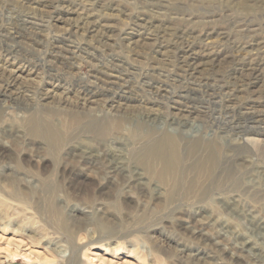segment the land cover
I'll list each match as a JSON object with an SVG mask.
<instances>
[{
    "label": "rangeland",
    "instance_id": "rangeland-1",
    "mask_svg": "<svg viewBox=\"0 0 264 264\" xmlns=\"http://www.w3.org/2000/svg\"><path fill=\"white\" fill-rule=\"evenodd\" d=\"M189 45L199 70L183 80ZM5 59L35 75L22 88L0 83V264H264V144L239 155V185L194 203L180 200L183 186L170 203L167 187L143 185V142H132L152 97L160 116L193 106L206 115L210 98L264 114V77L249 71L264 61V0H0V69H12ZM114 66L123 87L106 82ZM148 74L165 83L153 95L138 83ZM202 82L216 94L196 92ZM182 84L190 98L172 95ZM89 90L91 112L79 107ZM36 124L59 136H35ZM253 127L264 140V124ZM217 131L239 147L241 134Z\"/></svg>",
    "mask_w": 264,
    "mask_h": 264
},
{
    "label": "bare ground",
    "instance_id": "bare-ground-1",
    "mask_svg": "<svg viewBox=\"0 0 264 264\" xmlns=\"http://www.w3.org/2000/svg\"><path fill=\"white\" fill-rule=\"evenodd\" d=\"M27 24L29 25L30 23ZM192 50L194 49H192V46L189 45L185 51L182 52V55L179 56L182 72L184 73L181 76L183 80L187 79L188 77L194 79V76L199 70V64L193 60V54L190 53ZM5 64H10L11 67H13L10 70H7L6 68L0 69V83L3 82L6 84L4 88L7 91L13 87L20 88L23 85L25 74L28 78L33 74L35 75V71H28L29 69L27 70V68L24 66L17 67L15 63H10L8 59L5 61ZM263 66L264 61H261L258 63L255 69L249 70L252 73V77H254V79L262 80L264 77ZM120 67L123 66L121 65ZM120 67L114 66L112 67L111 74H104L107 78V84L109 83L111 86L116 85L123 87V85L121 86L119 82L112 81L113 79L120 78V76H118L120 75ZM149 76V74L144 75L142 79L138 81V83L145 92L153 95L156 89L160 90L162 84L165 83L155 80L153 81ZM128 81L125 83L127 84ZM196 85L199 87V89L198 91H195H200L205 97H211L212 95L216 94L214 87L209 83L202 82L198 84L196 83ZM182 89H184L183 92H175L176 94L173 92L172 95H178L180 98H190L191 93L194 91V87L189 88L187 84H182ZM91 90H89V92H85L84 96H82L81 100L84 101V103H78L80 108L88 112H91L90 109H97V105L94 104V91L92 92ZM210 92L212 94H210ZM1 95L2 93L0 92V96ZM41 97L42 100H48L53 98L54 95H52L49 91L43 93ZM210 99L206 100L207 102L202 101L205 105H207L202 107L205 109L206 115L212 114L211 117L213 119L212 121L209 120L208 123L200 124L196 127L194 123L196 124V121H200L206 115L200 114L202 111H197L198 109L195 106L184 111L178 108L177 112H170V109L167 108V111L160 116L157 115L156 112H161L162 108L158 107L159 105H157V100L155 98L152 97V102L149 103L150 107L143 106L142 104L140 105L141 110L144 112L142 117L147 121L148 125H146L147 127H140L145 130L143 135H138L137 132L132 135V142H143L141 149L138 152V160L142 165L141 167L144 170L145 175L148 177V180L143 182V185L150 187L152 183H155L167 187L169 190L166 197L167 202L173 203V201H175V197L182 193L181 188H183V186H186L184 190H186L187 194L184 195L187 196L182 195L180 200L183 202L186 201L187 203H194L195 201H201L204 199L210 200V191L217 189L216 187L224 186L226 182H231L233 186L237 185L239 183V177L237 178L235 176L234 168L237 167L238 163L236 164V162L239 155L241 153H250L252 151L258 150L259 146L264 144V140H257L251 136V133L254 132L253 126L255 124H264V114H262V112L256 111L253 107L249 108L250 111L243 112L233 108L225 109L224 106L222 107V105L217 106L219 102L213 103L210 101ZM65 101H67V99H65ZM216 110H219L221 113H223L224 117L219 116L220 118L216 119L212 113ZM74 117L76 118V116ZM36 118L37 117H35V119ZM37 119L35 120V123L38 122ZM107 123L108 122H105V124ZM121 125L122 124H118L116 127L121 129ZM85 128L86 130H90L92 132V130L95 128V125H88L85 126ZM218 129H220V131L224 130L229 133L241 134L242 138L241 141H239V147L235 148L233 145V140H224L219 137L217 131ZM33 130L35 136H43L47 139L50 136H59L57 131L54 129L51 130L50 134H46L38 126V124L34 126ZM104 130L102 132H98V135L101 139H103L107 134V132ZM185 160H188L190 163L188 165H184ZM110 166V168L114 170L113 172H116L117 169L119 170L122 168H117L114 163H112ZM187 172H193V174H196L197 177L189 182L188 177L186 176ZM222 177H225L224 181L221 180ZM126 182L128 184L129 180ZM201 191L202 193H200ZM262 192L264 191L262 190ZM199 193L201 195L197 196ZM189 194H193V196L189 197ZM262 194L263 193H261V195ZM6 260L8 259L6 258Z\"/></svg>",
    "mask_w": 264,
    "mask_h": 264
}]
</instances>
